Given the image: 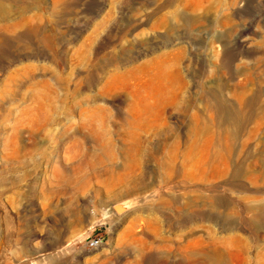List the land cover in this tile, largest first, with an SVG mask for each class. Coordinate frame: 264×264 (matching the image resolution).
Here are the masks:
<instances>
[{
  "label": "rangeland",
  "instance_id": "obj_1",
  "mask_svg": "<svg viewBox=\"0 0 264 264\" xmlns=\"http://www.w3.org/2000/svg\"><path fill=\"white\" fill-rule=\"evenodd\" d=\"M262 200L264 0H0V264H264Z\"/></svg>",
  "mask_w": 264,
  "mask_h": 264
},
{
  "label": "bare ground",
  "instance_id": "obj_2",
  "mask_svg": "<svg viewBox=\"0 0 264 264\" xmlns=\"http://www.w3.org/2000/svg\"><path fill=\"white\" fill-rule=\"evenodd\" d=\"M246 187V186H245ZM247 188V187H246ZM259 191V190H258ZM258 198V197H257ZM256 209V214L255 217L246 222V224L250 227V229L252 231H257L258 229H264V200H262L261 202L259 201V204H257L255 206ZM226 218V217H225ZM223 218V219H225ZM227 221V220H226ZM228 224L226 225V227H230L234 224L233 221H229L227 222ZM98 244H93L91 245V247L97 246Z\"/></svg>",
  "mask_w": 264,
  "mask_h": 264
},
{
  "label": "built area",
  "instance_id": "obj_3",
  "mask_svg": "<svg viewBox=\"0 0 264 264\" xmlns=\"http://www.w3.org/2000/svg\"><path fill=\"white\" fill-rule=\"evenodd\" d=\"M101 242H102V238L100 236H95L87 241V245L91 246L93 244H100Z\"/></svg>",
  "mask_w": 264,
  "mask_h": 264
}]
</instances>
